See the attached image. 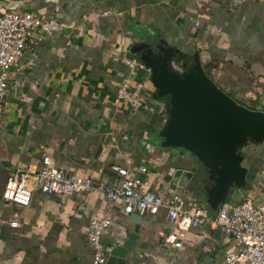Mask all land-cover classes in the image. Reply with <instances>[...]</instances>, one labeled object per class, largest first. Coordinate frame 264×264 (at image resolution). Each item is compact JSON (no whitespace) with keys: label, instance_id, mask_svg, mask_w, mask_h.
<instances>
[{"label":"crops","instance_id":"1","mask_svg":"<svg viewBox=\"0 0 264 264\" xmlns=\"http://www.w3.org/2000/svg\"><path fill=\"white\" fill-rule=\"evenodd\" d=\"M12 4L55 17L61 29L48 33L10 70L0 125V264H92L88 227L103 216L114 219L102 238L108 254L139 223L126 264H223L232 239L215 226L190 231L176 249L166 242L173 225L165 210L127 215L97 191H37L29 207L18 208L4 201L3 192L12 174L38 171L48 156L55 168L94 184L112 185L118 179L113 165L133 174L145 166L143 192L165 200L179 195L165 178L199 162L158 146L168 113L165 102L154 99L153 85L147 86L152 98L145 108L116 104L120 84L132 72L123 59H137L133 49L150 37L187 63L199 53L224 92L264 112V0H0V13ZM136 79L148 83L150 72L139 71ZM255 152L245 156V166L263 184L264 156ZM188 190L180 196L197 203L201 190L194 184ZM15 212L19 226L12 228Z\"/></svg>","mask_w":264,"mask_h":264},{"label":"built area","instance_id":"2","mask_svg":"<svg viewBox=\"0 0 264 264\" xmlns=\"http://www.w3.org/2000/svg\"><path fill=\"white\" fill-rule=\"evenodd\" d=\"M60 29L61 24L55 17H43L24 10L20 5L12 4L0 13V125L6 109L10 70L17 67L26 52L48 33ZM123 62L132 72L122 80L115 102L133 110L145 108L152 98V91L148 89L146 79L137 80L136 77L139 71L148 72V69L138 59L127 57ZM176 68L182 71L179 66ZM111 170L118 176L112 185L105 182L94 184L91 178L55 168L50 157L45 156L43 166L38 171H19L10 176L5 184L3 199L18 208H27L32 202L33 193L37 191L58 196L97 191L109 205H120L127 215H157L165 210L173 225L166 242L176 249L183 247L190 231L215 226L232 239V247L223 264H264V183L257 192H250L240 203L223 205L212 218L207 207L188 202L180 195L165 200L156 192H143L141 175L148 172L145 166L134 174L118 165L111 166ZM19 218L20 212H15L10 222L12 228L19 226ZM113 221V217L103 216L93 218L89 224L87 235L93 249L92 264L108 262L109 254L102 244V238L112 227Z\"/></svg>","mask_w":264,"mask_h":264},{"label":"water","instance_id":"3","mask_svg":"<svg viewBox=\"0 0 264 264\" xmlns=\"http://www.w3.org/2000/svg\"><path fill=\"white\" fill-rule=\"evenodd\" d=\"M141 45L145 52L137 59L150 72L154 99L164 101L168 113L158 146L199 162L190 170L178 167L167 176L169 189L188 196V187L194 184L205 193L210 210L218 212L234 191L248 188L243 150L264 143V112L248 109L224 92L205 71L199 53L187 63L155 38H143ZM139 231L137 222L134 232L110 251L107 264H126Z\"/></svg>","mask_w":264,"mask_h":264},{"label":"rangeland","instance_id":"4","mask_svg":"<svg viewBox=\"0 0 264 264\" xmlns=\"http://www.w3.org/2000/svg\"><path fill=\"white\" fill-rule=\"evenodd\" d=\"M151 82L149 80V82L147 83V86H151ZM259 150V151H257ZM253 151H256L255 153L256 154H259V155H262L264 156V143L262 144H250L247 148H245L243 150V154L245 156L249 155L250 152H253ZM253 170H255L253 167H252ZM248 183L250 184V188L246 191V190H241V191H234L233 194L230 196V204H238L240 203L241 201H243L245 198H247V195L251 192L252 194L254 192H257L258 191V188L261 187V184H259L258 182H255L253 181L252 178H250V180H248ZM194 200L197 202V204L201 207H207V198H205V195L202 194L201 192H199Z\"/></svg>","mask_w":264,"mask_h":264},{"label":"flooded vegetation","instance_id":"5","mask_svg":"<svg viewBox=\"0 0 264 264\" xmlns=\"http://www.w3.org/2000/svg\"><path fill=\"white\" fill-rule=\"evenodd\" d=\"M133 51L136 53L137 56L142 55L145 52V49L142 48V45L136 46Z\"/></svg>","mask_w":264,"mask_h":264},{"label":"trees","instance_id":"6","mask_svg":"<svg viewBox=\"0 0 264 264\" xmlns=\"http://www.w3.org/2000/svg\"><path fill=\"white\" fill-rule=\"evenodd\" d=\"M253 175H248V180H250V178H252L253 179V177H252ZM250 188V184L248 185V188L246 189V191L248 190Z\"/></svg>","mask_w":264,"mask_h":264}]
</instances>
